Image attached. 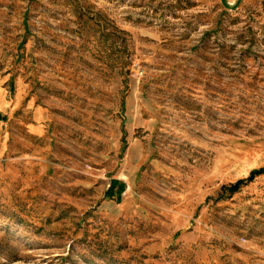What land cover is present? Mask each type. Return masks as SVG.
Segmentation results:
<instances>
[{
    "label": "rangeland",
    "instance_id": "obj_1",
    "mask_svg": "<svg viewBox=\"0 0 264 264\" xmlns=\"http://www.w3.org/2000/svg\"><path fill=\"white\" fill-rule=\"evenodd\" d=\"M261 168L264 1L0 0V264H264Z\"/></svg>",
    "mask_w": 264,
    "mask_h": 264
},
{
    "label": "trees",
    "instance_id": "obj_2",
    "mask_svg": "<svg viewBox=\"0 0 264 264\" xmlns=\"http://www.w3.org/2000/svg\"><path fill=\"white\" fill-rule=\"evenodd\" d=\"M264 173V168L254 170L246 179L239 180L235 185L232 186L233 191H236L242 184L247 183L253 180L257 175ZM119 185L120 190L124 188V184L118 180L112 181V185L108 191V196L111 195L114 186Z\"/></svg>",
    "mask_w": 264,
    "mask_h": 264
},
{
    "label": "crops",
    "instance_id": "obj_3",
    "mask_svg": "<svg viewBox=\"0 0 264 264\" xmlns=\"http://www.w3.org/2000/svg\"><path fill=\"white\" fill-rule=\"evenodd\" d=\"M228 1H229V3H231V4H234L235 2H238L239 0H228ZM259 1L263 2L264 0H259Z\"/></svg>",
    "mask_w": 264,
    "mask_h": 264
}]
</instances>
